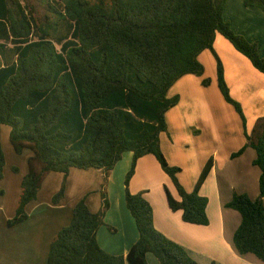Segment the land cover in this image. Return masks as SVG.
Wrapping results in <instances>:
<instances>
[{"label": "trees", "instance_id": "obj_1", "mask_svg": "<svg viewBox=\"0 0 264 264\" xmlns=\"http://www.w3.org/2000/svg\"><path fill=\"white\" fill-rule=\"evenodd\" d=\"M25 1L0 0V129L10 128L9 142L17 155L31 153L15 215L7 225L26 220V207L49 174L64 175L51 200L56 204L70 169L102 170L106 180L130 152L124 202L138 233L136 242L125 256L110 255L98 246L96 233L109 207L103 185L100 211L91 213L85 199L79 200L69 224L51 241L47 264H148L147 254L159 264H197L154 229L150 204L142 193H130L129 181L138 159L152 155L179 197L175 200L164 188L169 209L180 211L185 223L208 224L207 200L199 190L211 172L212 158L187 193L176 178L180 169L170 167L160 150L159 136L167 131L165 114L178 103V96L168 98L167 92L185 75L202 76L197 57L210 50L217 62L218 89L245 128L213 42L221 35L264 74L257 43L235 34L223 19L226 0H54L59 8L48 6L56 19H37L40 23L27 15ZM243 4L264 12V0ZM209 83L202 81L204 86ZM244 134L245 145L231 158L247 147L254 150L259 194L251 200L235 193L225 207L241 217L233 235L237 253L252 254L264 263V116ZM4 167L0 142V181Z\"/></svg>", "mask_w": 264, "mask_h": 264}, {"label": "crops", "instance_id": "obj_2", "mask_svg": "<svg viewBox=\"0 0 264 264\" xmlns=\"http://www.w3.org/2000/svg\"><path fill=\"white\" fill-rule=\"evenodd\" d=\"M223 19L229 23L235 34L247 41L256 42L259 55L264 59V12L257 8H246L243 0H226ZM213 51L226 70L223 75L233 99L242 107L245 128L230 105L223 102L220 91L217 90L215 74H209L208 87L201 86V78L185 75L173 84L174 89L168 91L170 93L171 90H176L178 93L176 96L179 101L173 108L179 109L181 116L189 113L194 115L198 111L211 119V122L205 123L199 117L197 124L190 123L197 126L200 134H190L188 129L186 140H173L175 145L172 146L176 152L181 153L179 150L182 147L194 148L188 155H183L184 160L174 157V163L169 162L172 166L180 167L178 183L185 192L190 193L205 162L212 158L211 172L199 190V194L207 200L205 213L208 224L201 226L185 223L180 211L173 212L169 209L164 188L175 200H179V197L170 178L161 170L152 155L138 159L129 191L132 194L143 192V198L152 208L154 229L181 246L197 264H264L252 254L237 253L233 245V235L239 227L241 217L235 210L225 207L235 193L246 194L251 200H255L259 194L260 171L253 165L256 157L254 150L247 147L240 156L231 158V155L245 145L244 131L249 133L255 120L264 116V74L258 72L221 35L215 36ZM211 53L204 50L197 60L203 66L204 63H209L214 71L215 61ZM205 69L203 67V77H207ZM208 110L211 112L208 113ZM221 110L226 115L224 123L220 121ZM171 111L168 110L165 114L166 122L170 119ZM179 118L183 120L182 117ZM9 132L10 128L5 135L7 141ZM131 157L129 152L124 153L121 162L109 174V207L103 217L105 225L99 227L96 233L98 246L114 256H125L138 238L134 221L125 207L123 191L115 189L117 201L111 200L115 174L122 177L121 171L127 170ZM116 168L118 169L115 170ZM87 174L88 170L70 169L64 180L63 197L56 204L51 200L60 190L64 175L49 174L42 183L36 200L26 207V220L14 226H8L7 221L14 217L17 203L15 202L9 213L6 206L0 204V264H47L49 245L58 231L71 221L74 205L85 199L87 193L95 190L94 182L101 183L99 171L90 173V180L87 179ZM20 181L15 183L17 195L21 191ZM0 194L5 196L6 191L3 189ZM86 199L89 211L96 213L100 208L97 200L89 196ZM146 260L148 264H159L151 254L146 255Z\"/></svg>", "mask_w": 264, "mask_h": 264}, {"label": "rangeland", "instance_id": "obj_3", "mask_svg": "<svg viewBox=\"0 0 264 264\" xmlns=\"http://www.w3.org/2000/svg\"><path fill=\"white\" fill-rule=\"evenodd\" d=\"M57 3H59V2H57ZM22 4L26 6L27 15L31 14L32 17L38 23H40V22L37 19H40L42 21H45L47 18L50 21H53V20L56 19V16L52 14V11H51L50 7L48 6V4L50 6L56 7V9L59 8V7L56 6L54 0H51V2L46 1V0H26ZM208 51H210V50H208ZM210 53H211V51H210ZM211 55H212L211 57H213L212 59L215 61L214 71H213V68L211 67V65H209V63L206 62L207 65L204 63V66H203L198 61L201 64L202 67H204V68L206 67L205 75L207 77H203V75L202 76H196L198 78H201V86L202 87H208L210 85V84H208V85L204 86L202 84V81L204 79H208L209 74L210 75L211 74H215L216 82H217V66H216L217 62H216L214 54L211 53ZM225 71L226 70L223 67V74H224ZM203 74H204V72H203ZM226 86H227V84H226ZM172 88L174 89V87H171L170 89H172ZM227 88H228V92H229L230 98L233 99L229 86H227ZM217 90H218V86H217ZM176 95H178L176 90H171V92L169 94H167V97L168 98H173ZM222 99H223V102L228 105V103L225 101L223 96H222ZM178 101H179V98H178ZM230 107H231V109H233L234 113L237 114L236 111L234 110V108L231 105H230ZM207 108H210V107L207 106ZM172 109H171L172 111L169 109V111H171V113L169 114L170 115L169 121L166 122L167 131H166V133H161L162 135L159 138V146H160L161 153L163 154L167 164L170 167H177V168L180 169V167H178V165L172 166V165L169 164V162L170 163H174V161H173L174 157H178V159L184 160L183 159V155L186 156L189 153H191V150L194 147H192V148L182 147V149L179 150L181 153H179V152H176L174 150L173 146H172L173 144L175 145V142H173V140L175 141V139H176L178 141L179 138H181V142L183 140H186L185 136H186V131H188V129H189V133L190 134H193V135L194 134L195 135L196 134H200L197 131V128H196L197 126H195L194 124H190V123L195 122V124H197L199 117H202L204 119L205 123L206 122H211V119L206 114H203L202 112L200 113V112L196 111L197 114L194 112V115L189 113V114H187V116H186V114L181 116L179 109H177V110L174 109V108H172ZM209 112H211V110H208V113ZM179 116L182 117L183 120H181V118H179ZM225 116H226L225 113H223L222 110H221V112H220V121H221V123H224V117ZM188 124H190V125L188 126ZM7 130H9V128L7 126H3L2 129H1V148H2L3 154L5 156V168H4L5 174L3 176V179L0 181V192H1V190L4 189L6 191V195L4 196V195L0 194V204L5 205L6 209H7V212L9 213V210L13 207V205H15V202L16 203L18 202L19 195H20V193H19V195H17V193H18L17 190H16L17 189V184H15V183L18 180H22L23 176L26 175V173H27V159L29 158L31 153H30V151L26 150L27 152L24 151L23 154L17 155L13 151V149L11 147V144L9 142V139L7 141V139L5 138ZM7 138H9V136ZM171 142H173V143H171ZM28 153H30V155ZM27 154L29 155L28 157H27ZM130 154L132 156V153H130ZM131 165H132V157H131V160H130V163H129V167L127 168V170L126 171H123V170L121 171L122 172V177H120V175H117V173L115 174L114 181H113V191H111V194H112L111 195V200H112V202H116L117 201V192L114 191L115 189L123 191V194L125 193L124 181H125V177H126L127 173L131 169ZM158 165H159V163H158ZM159 167L161 168L160 165H159ZM117 169L118 168H116L115 170H117ZM161 170H162V168H161ZM97 171H99L101 173V178H100L101 183L94 182L95 190L90 191L89 193H87L86 196H89V197L94 198V199L97 200L98 205L100 206V208L98 207L99 209L97 210V212H99L100 209H101V206H102L101 191H102V186L103 185H104L103 191L106 194L107 200L109 201V198H108L109 196L107 194V184H108V178L110 176L109 174H111V172H109L108 178L105 180V175H104L102 170H88L87 179L90 180V178H91V176L89 175L90 173H97ZM179 173H180V171H179ZM179 173L176 174V178H177ZM133 175H134V173H133ZM132 177H131V179H132ZM131 179H130V181H131ZM130 181H129V184H130ZM15 185H16V189H15ZM19 188H20V185H19ZM128 188H129V186H128ZM86 196H85V199H86ZM90 204L93 205L92 203H90ZM16 206H17V204H16ZM15 210H16V208H15ZM104 216H105V213H104ZM3 225H4V223H3ZM103 225H105V224H103ZM0 228H1V218H0Z\"/></svg>", "mask_w": 264, "mask_h": 264}]
</instances>
